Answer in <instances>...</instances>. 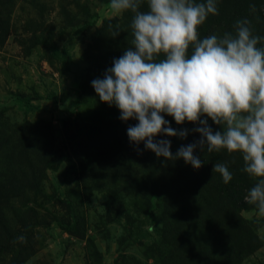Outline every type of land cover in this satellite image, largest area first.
Instances as JSON below:
<instances>
[{
  "label": "rangeland",
  "instance_id": "1",
  "mask_svg": "<svg viewBox=\"0 0 264 264\" xmlns=\"http://www.w3.org/2000/svg\"><path fill=\"white\" fill-rule=\"evenodd\" d=\"M258 1L216 0L201 38L234 33L230 12ZM109 3L0 0V264H264V216L244 200L256 178L241 154L197 147L199 169L157 157L130 141L139 121L99 99L92 81L134 39L133 14ZM258 6L246 14L264 37ZM162 115L188 131L154 137L174 156L202 138L198 122ZM218 162L233 175L227 184Z\"/></svg>",
  "mask_w": 264,
  "mask_h": 264
},
{
  "label": "clouds",
  "instance_id": "2",
  "mask_svg": "<svg viewBox=\"0 0 264 264\" xmlns=\"http://www.w3.org/2000/svg\"><path fill=\"white\" fill-rule=\"evenodd\" d=\"M145 3L147 11H142ZM108 8L114 15L133 14L134 39L92 86L101 101L119 108L123 121H139L128 128L130 141L144 142L166 160L182 158L196 169L204 163L194 155L197 147L241 154L242 171L256 178L244 200L264 216V48L258 47L264 37L253 35L243 20L236 22L234 33L201 38L199 29L209 14H218L216 0H110ZM162 113L177 124L198 122L202 127L194 131L202 138L181 146L174 156L169 140L154 137L164 133L186 139L188 131L174 130ZM205 116L223 131L214 132L201 119ZM213 172L226 184L233 179L226 163L214 164Z\"/></svg>",
  "mask_w": 264,
  "mask_h": 264
},
{
  "label": "trees",
  "instance_id": "3",
  "mask_svg": "<svg viewBox=\"0 0 264 264\" xmlns=\"http://www.w3.org/2000/svg\"><path fill=\"white\" fill-rule=\"evenodd\" d=\"M255 6L259 5L258 6V12L260 11V14H259V17L261 18L260 22L261 23V29L260 30H264V0L262 1V4L260 1H258L257 3L254 4ZM261 5V6H260ZM246 7V8H244ZM242 7L240 10H238V8L234 9L233 11H231V16H233L234 18L236 19H240V21L242 20H247L249 21V23L251 24L252 21H253V18H250L251 15H248L246 14V12H250L251 14L254 13L253 9L251 6L247 5V6H244ZM223 23L222 20L219 21V24L220 23ZM92 160H89V157L88 158H85V163L88 164V163H91ZM2 241V240H0Z\"/></svg>",
  "mask_w": 264,
  "mask_h": 264
}]
</instances>
